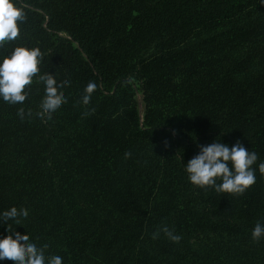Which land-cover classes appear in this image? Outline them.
<instances>
[{
	"label": "trees",
	"instance_id": "obj_1",
	"mask_svg": "<svg viewBox=\"0 0 264 264\" xmlns=\"http://www.w3.org/2000/svg\"><path fill=\"white\" fill-rule=\"evenodd\" d=\"M18 3L26 19L0 54L39 47L37 76L71 83L51 119L36 115L37 78L23 103L0 99V212L29 210L13 228L63 264H264V239H252L264 222V0ZM218 137L258 154L242 195L184 170Z\"/></svg>",
	"mask_w": 264,
	"mask_h": 264
},
{
	"label": "clouds",
	"instance_id": "obj_2",
	"mask_svg": "<svg viewBox=\"0 0 264 264\" xmlns=\"http://www.w3.org/2000/svg\"><path fill=\"white\" fill-rule=\"evenodd\" d=\"M18 0H0V47L7 42L16 40L20 33V23L26 19L25 8ZM44 55L39 47L17 46L9 54H0V99L10 104L23 103L29 93L26 86L37 78L44 85V95L39 104L36 115L51 119L63 104L67 103V97L63 89L70 85L69 80L58 83L57 75L50 72H41ZM97 85L89 82L84 88L82 103L88 105ZM21 119L25 118V109H18ZM27 115H32L29 109ZM199 152L194 155L184 170L188 174L189 181L200 188L211 187L217 193L226 195H242L256 183V168L258 154L248 150L243 143L237 141L231 146L224 143L218 137L207 145H198ZM131 156L130 152L125 157ZM261 174H264V161L258 164ZM29 216L27 208L15 206L0 212V223L7 226L8 235H0V262L7 264H63V257L50 255L48 245L39 246L29 239L28 234L22 235L13 225H19ZM162 231L173 242H179L182 237L165 226ZM156 239L159 232L152 234ZM252 239L259 241L264 239V222L258 221L252 230Z\"/></svg>",
	"mask_w": 264,
	"mask_h": 264
},
{
	"label": "water",
	"instance_id": "obj_3",
	"mask_svg": "<svg viewBox=\"0 0 264 264\" xmlns=\"http://www.w3.org/2000/svg\"><path fill=\"white\" fill-rule=\"evenodd\" d=\"M136 100H137V103H138V105H139V112H140V114H141V116H142L143 111H144V107H143V95H139V96L136 98Z\"/></svg>",
	"mask_w": 264,
	"mask_h": 264
}]
</instances>
